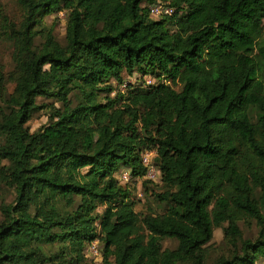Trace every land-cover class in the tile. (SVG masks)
Here are the masks:
<instances>
[{
	"label": "trees",
	"instance_id": "1",
	"mask_svg": "<svg viewBox=\"0 0 264 264\" xmlns=\"http://www.w3.org/2000/svg\"><path fill=\"white\" fill-rule=\"evenodd\" d=\"M15 1L0 12V264L264 262V0ZM159 1L173 12L152 17ZM60 12L63 42L44 22ZM121 168L160 188L163 212L135 210ZM217 227L229 248L211 258Z\"/></svg>",
	"mask_w": 264,
	"mask_h": 264
},
{
	"label": "rangeland",
	"instance_id": "2",
	"mask_svg": "<svg viewBox=\"0 0 264 264\" xmlns=\"http://www.w3.org/2000/svg\"><path fill=\"white\" fill-rule=\"evenodd\" d=\"M0 12H5L9 17L16 18V16L19 13L17 4L15 0H0ZM155 18V17H154ZM44 22L47 25L53 26V32L56 38L63 42L64 41V34H65V26H66V18L64 12L60 13H54L50 14L44 17ZM11 52L12 47L11 43L7 41L6 39H0V67L4 70H10L12 68V61H11ZM136 78V75H133L131 77H127L129 81L134 82ZM147 80L150 82L152 79L150 77H146ZM12 85H9V90L11 91ZM73 99H75L73 97ZM39 102H46L49 100L44 99H38ZM58 104H56L57 106ZM47 112L46 110H40L38 111L34 117L27 123V126L30 131L36 130L41 125L45 124L47 122ZM124 168H121L119 171L115 173V177L117 180L120 181V176L122 172L124 171ZM132 179L121 181L123 185H126L127 188L131 191V198L135 201V210L138 212L145 213L148 211V209H151L155 211L156 213L163 212L165 209V204L162 202L157 201V199L154 197V192H159L160 188L157 186H153L150 184L147 189H145V186L141 184V180H139L136 184H133ZM0 193L8 200L10 201L12 199V192L9 191L6 188L1 187ZM101 211V208L99 209ZM240 227L243 232L244 237H255L257 233V228L254 223L250 225V227H247L243 224V222H240ZM176 240L166 238L162 242L163 248H173L176 245ZM212 244L211 249V258H214L216 255H220L222 253H226L228 250V246L224 242L223 238V227H217L213 231V236L211 241L209 242ZM85 254L88 258H90V253L88 250V247L85 249ZM91 259V258H90ZM96 262H99L101 259L98 257L95 258ZM258 264H264L263 261L259 262Z\"/></svg>",
	"mask_w": 264,
	"mask_h": 264
},
{
	"label": "built area",
	"instance_id": "3",
	"mask_svg": "<svg viewBox=\"0 0 264 264\" xmlns=\"http://www.w3.org/2000/svg\"><path fill=\"white\" fill-rule=\"evenodd\" d=\"M149 11L152 17L159 18L163 15L171 14L173 12V9L171 8V6H169L165 2L159 1V2L151 4L149 6ZM146 82L150 83V81L147 79H146ZM155 156H156V150L149 149V148L144 149L141 154L142 165L145 168L144 178L153 183L158 182L160 179V171L154 163ZM130 179H132L130 171L128 169H125L120 176V183H122L121 182L122 180L126 181ZM139 180L140 179H138L137 181ZM88 250H89L91 259L95 260V258L97 259L98 257H100L101 259L100 248L96 240L92 241L88 245Z\"/></svg>",
	"mask_w": 264,
	"mask_h": 264
}]
</instances>
